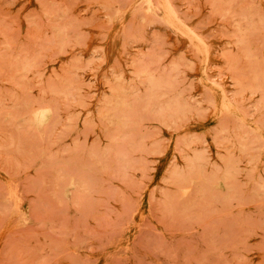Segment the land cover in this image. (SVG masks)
<instances>
[{"label":"rangeland","instance_id":"obj_1","mask_svg":"<svg viewBox=\"0 0 264 264\" xmlns=\"http://www.w3.org/2000/svg\"><path fill=\"white\" fill-rule=\"evenodd\" d=\"M0 264H264V0H0Z\"/></svg>","mask_w":264,"mask_h":264}]
</instances>
